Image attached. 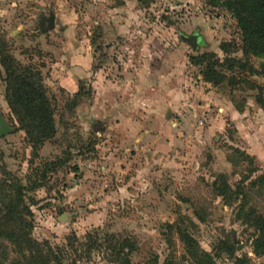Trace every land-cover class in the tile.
Listing matches in <instances>:
<instances>
[{"label":"rangeland","instance_id":"rangeland-1","mask_svg":"<svg viewBox=\"0 0 264 264\" xmlns=\"http://www.w3.org/2000/svg\"><path fill=\"white\" fill-rule=\"evenodd\" d=\"M0 46L56 130L28 136L0 64V264H195L181 233L264 264V56L227 0H0Z\"/></svg>","mask_w":264,"mask_h":264},{"label":"trees","instance_id":"trees-1","mask_svg":"<svg viewBox=\"0 0 264 264\" xmlns=\"http://www.w3.org/2000/svg\"><path fill=\"white\" fill-rule=\"evenodd\" d=\"M140 2L145 4L147 0H140ZM227 7L238 21L246 53L254 56H264V0H227ZM205 58H207L205 55L199 56L194 58V61H197V64H203ZM218 63H210L207 66L205 73L207 81L218 84L224 79L223 74L215 69ZM0 64L7 74L8 104L11 110L19 117L22 126L27 130L28 136L37 142L52 139L56 134L54 109L49 102L46 91L39 83L33 81L32 75H28L20 65L12 62L1 46ZM81 94L82 91L80 90L77 96H81ZM262 105L264 106V102ZM30 123L33 128H30ZM42 178H45V176ZM22 191H24V188L19 187L17 202H22ZM13 205L8 208L11 209ZM259 224L261 238L258 242L264 244L263 218L260 219ZM2 234L15 240L16 234L14 232ZM181 238L195 264H215L213 257L200 249L190 235L181 233ZM124 247L119 251V256L123 253ZM229 254L231 256L234 255L233 251ZM236 264H248V262L246 259L237 258Z\"/></svg>","mask_w":264,"mask_h":264},{"label":"water","instance_id":"water-1","mask_svg":"<svg viewBox=\"0 0 264 264\" xmlns=\"http://www.w3.org/2000/svg\"><path fill=\"white\" fill-rule=\"evenodd\" d=\"M181 38L193 47L198 46V37L197 36H184V35H182ZM10 132H11V130L8 127V125L4 121H1V123H0V137L4 136Z\"/></svg>","mask_w":264,"mask_h":264},{"label":"flooded vegetation","instance_id":"flooded-vegetation-1","mask_svg":"<svg viewBox=\"0 0 264 264\" xmlns=\"http://www.w3.org/2000/svg\"><path fill=\"white\" fill-rule=\"evenodd\" d=\"M194 36H197V37H198V42H199V35H194ZM198 46H199V44H198ZM198 46H197V47H198Z\"/></svg>","mask_w":264,"mask_h":264}]
</instances>
